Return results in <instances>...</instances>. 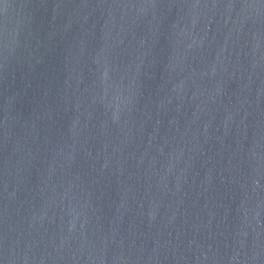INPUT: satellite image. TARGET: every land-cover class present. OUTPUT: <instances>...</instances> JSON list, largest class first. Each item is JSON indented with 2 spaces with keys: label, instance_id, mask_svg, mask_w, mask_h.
Listing matches in <instances>:
<instances>
[{
  "label": "water",
  "instance_id": "95a60500",
  "mask_svg": "<svg viewBox=\"0 0 264 264\" xmlns=\"http://www.w3.org/2000/svg\"><path fill=\"white\" fill-rule=\"evenodd\" d=\"M0 264H264V0H0Z\"/></svg>",
  "mask_w": 264,
  "mask_h": 264
}]
</instances>
